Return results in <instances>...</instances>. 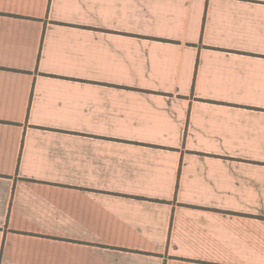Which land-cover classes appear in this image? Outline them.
<instances>
[{"label":"crops","instance_id":"obj_1","mask_svg":"<svg viewBox=\"0 0 264 264\" xmlns=\"http://www.w3.org/2000/svg\"><path fill=\"white\" fill-rule=\"evenodd\" d=\"M0 264H264V0H0Z\"/></svg>","mask_w":264,"mask_h":264}]
</instances>
